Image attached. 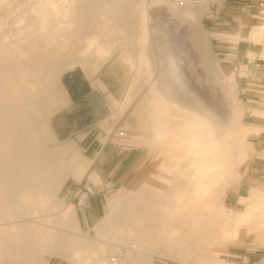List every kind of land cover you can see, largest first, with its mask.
Returning a JSON list of instances; mask_svg holds the SVG:
<instances>
[{"label":"bare ground","instance_id":"1","mask_svg":"<svg viewBox=\"0 0 264 264\" xmlns=\"http://www.w3.org/2000/svg\"><path fill=\"white\" fill-rule=\"evenodd\" d=\"M216 1L149 3L166 7V28L176 33L183 27L191 30L207 82L211 79L224 88L228 81L230 90L224 97L229 111L223 120L201 102L181 104L162 77L155 76L146 0H0V10L8 12L0 19V264H49L54 256L67 264H104L120 249L129 254L127 264H153L159 254L167 260L203 264V249L217 250L229 233V223H247L246 229H257L258 240L264 236L263 196L246 215L234 213L231 218L223 208L228 193L240 184V169L251 159L247 138L255 130L243 124L245 107L237 97L234 72H223L218 57L208 59L212 45L204 16ZM94 4L105 11L104 38L123 22L121 41L132 46L140 63L131 95L142 78L152 95L146 135L139 140L145 148L142 161L153 158L143 180L152 176L170 191H151L147 184L129 191L110 208L112 225L102 220L91 240L84 236L73 207L63 208L59 198L68 177L74 176L72 169L86 164L72 146L46 150L36 126L44 119L45 96L53 93L63 103L61 76L76 68L59 64L56 39L85 18ZM10 21L17 29L12 37L5 28ZM263 32L264 24L254 35ZM89 52L103 63L113 55L96 35L89 37L83 54ZM69 149L74 156L66 160Z\"/></svg>","mask_w":264,"mask_h":264},{"label":"crops","instance_id":"2","mask_svg":"<svg viewBox=\"0 0 264 264\" xmlns=\"http://www.w3.org/2000/svg\"><path fill=\"white\" fill-rule=\"evenodd\" d=\"M219 1L218 9L212 11L209 8L206 16L212 14L210 22L213 32H217L214 29H222L226 34L212 32L211 35L233 36L235 42L238 43L232 49V45L228 46L231 44L230 41L213 38L217 41L214 48L217 56L221 57L220 66L225 72H234L237 90L242 100L238 98L245 107L246 118L250 120L247 126L255 130L248 137L250 143L253 144L251 159L243 166L244 171L240 184L230 191L224 201L223 208L228 210L230 216L233 217L231 214L234 213L246 215L259 198L264 196V51L261 45L252 43V40L259 41L264 36V34L261 35L262 37L254 35V33L256 35L260 33L263 25L260 30L253 32L252 37L243 36L242 31L237 33L239 30L236 32L234 29L241 30L242 20L249 22L250 29L262 23L264 21V0ZM229 31H234V33L231 34ZM208 34L207 30V36ZM111 58L101 65L94 76H87V72L81 66L65 72L60 80L64 102L59 103L47 118L50 142L56 145L61 144L60 147L64 148L72 146L82 163L86 164L85 168L76 165L72 169L74 176H69L61 189L64 193V202L70 204L68 207H73L75 211L77 187L88 174L93 177L94 186L104 190L92 199L88 210H76L77 213L75 211L80 228L84 232L90 231L104 219L107 221L110 208L109 198L122 189H132L140 184L149 167L148 158L142 161L145 150L139 144L141 137H135L134 144L131 143L132 136L129 134L126 138L112 137L108 140L104 136L101 139L102 133L99 126L112 120L115 115L124 117L139 95L138 89L131 95L130 90L134 79L131 86L130 84L128 86L121 65L116 59ZM124 62L126 63L125 60ZM242 65L248 67V71L246 70L248 75L242 72L241 76H237L231 67L239 72ZM142 110L143 101L141 100L128 116L126 123L128 127L140 124ZM70 152L69 149L68 154L71 155ZM78 177H80L79 182ZM150 177L152 176L147 177L144 183ZM228 206L234 208L243 206V210L237 211ZM246 227H248L247 223L240 227L243 231L241 239L230 238V241L226 239L225 243L220 245V264H264V241L257 239V229L248 230ZM173 262L177 261L169 263L155 259L153 264H172ZM180 263L196 264L199 262L193 260L189 263ZM49 264L60 263L50 260Z\"/></svg>","mask_w":264,"mask_h":264},{"label":"rangeland","instance_id":"3","mask_svg":"<svg viewBox=\"0 0 264 264\" xmlns=\"http://www.w3.org/2000/svg\"><path fill=\"white\" fill-rule=\"evenodd\" d=\"M195 1L200 2V0H195ZM149 2L150 0H146V4L148 6L147 10L149 11L150 9L149 13L148 11H146V16H147V19L149 20V23L147 24V30L149 31L148 32L149 33V46L151 47V50H152V58H153L155 76L158 77L159 75L162 77L168 89L170 90L171 96L175 98L181 104L193 106L195 103L201 102L200 104H202L206 109L208 108L209 109V110L207 109L208 111H210L212 114L215 113L214 115L216 117H219L220 119L223 120L226 116V113L229 111L228 110L229 108L227 106L228 103L226 102L225 97H224L225 95L224 93L229 92L230 90L228 89L229 86H228L226 75H224L223 76L224 78H222L224 82L227 81V84H224L223 86L224 88H221V86L214 84L213 80L211 79L209 80V82H207V76L205 74V71L203 70V67L200 65V52L194 46V43L191 37L192 35L191 30L186 32L187 28L183 27V29L179 31V33H176L174 31H171L169 28H166V25H163V22L169 18V16L167 15L168 12H167L166 7L164 6L151 7ZM219 3H220L219 0L217 2H211L208 8H210V10L212 11H215L218 9ZM104 12H105L104 10L100 9V7L96 6L95 4L90 5V10L85 16V18H83L82 20L78 22H74L75 24L71 27V29L66 27L64 30L60 32L59 36L56 39L61 49V54L59 56V64L61 66H64L67 64H74L76 67L83 66V69L87 72L88 75L94 76L98 72L103 62L99 60L98 57L93 52H89L86 55H84L83 52L89 46V37L96 35L99 37V40L105 46L109 47L112 50L113 57L111 59H116L119 65H121L120 67L121 69H123V73L126 75L128 86L129 84L131 86V84L133 83V79L135 81L139 74L140 63L138 59L135 57V51H133L132 46H125L124 44H126L127 42L122 43L121 41L122 39L121 29L124 28L123 22H118L113 27V30L110 33V35L104 38L103 36L105 32L104 31L105 23L103 19ZM208 12L209 10L207 11V13ZM0 13H1V16H0V19H1L8 12L2 9L0 10ZM205 16H204L205 18L204 25L209 31L207 38L209 37L208 40L209 42L211 41L210 44H212L211 46L212 51H210V58L208 59L209 61H212L213 57L215 56L218 57L216 54L217 51L214 48V45L217 44V41H214V39H223L222 41H230L231 44H228V46L232 45V49L236 47V46L234 47V45H237L238 42L237 43L235 42L236 40L234 39L233 36H227V35L220 36L221 34L211 35L213 32V29H211L212 25L210 22V20H212V14L206 17ZM244 21L245 20L241 21V26H240L241 30L238 28H234L236 32L239 30L237 33L242 31L243 36L248 35L252 37L253 32L260 30L261 26L264 24V21H263L259 25L250 29L249 22L246 21L247 22L246 23ZM214 27H217V26H214ZM5 28L6 30L10 31L9 34L11 35V37L14 35L15 30H17L15 26L13 25L12 21H10L9 26L7 25ZM214 30L217 32H213V33H218V32L224 33L222 29H214ZM232 33H234V31H232L231 34ZM224 34H226V32ZM252 43L255 45H261L262 48L261 47L260 48L263 49L264 51V36L259 41L252 40ZM233 52L234 51H232V53ZM123 58L126 61V63L124 62ZM220 58L221 57H218L219 60ZM189 66H192L193 71H190V72L188 71ZM231 68L236 72L237 76H241L242 72L245 73V75H248V72H246V70L248 71V67L246 65L245 66L242 65L241 69H239V72L238 70L236 71L235 68L233 67ZM214 69H216V66H214ZM221 69L223 70V72H225V70L222 67ZM134 74H135V77H134ZM137 89L139 91V95L137 99L135 100V102L133 103V106L129 108L128 113L124 117L115 115L112 120L104 123L102 126H99V130L102 133L101 139L104 136L106 137L109 130H111L112 128H117V126L120 123L122 124L124 123V128L130 131L129 135L132 136L131 143L133 144L134 142H136V141H133L135 137H144L146 135L145 123L147 121L148 110L150 107L152 95L149 91V85L145 84L143 78L140 79L137 85ZM236 90H237V87H236ZM237 97L241 99L238 93V90H237ZM141 100L143 101V110H142V114L140 115V124L139 125L136 124L135 126L128 127L126 125L128 121V116L131 115L134 107L137 106V104ZM58 102L60 103V101L57 99L55 95H53V93L45 96L44 119L40 121L36 126L37 132L38 131L40 132V133L38 132V134H40L39 137H41V139L43 138L42 140L43 142L45 141L44 146L46 150L54 149V150L62 151V149H65L64 147H60L61 144L56 145L52 141L50 142L48 140L50 130L47 126L46 120L49 117V115L52 112H54V110L57 108L59 104ZM246 117H247V114H244L243 124L247 126L249 125L247 123L250 120ZM247 140L249 143L251 142L248 138ZM140 147H144V146H142L141 144ZM143 149L145 150V148ZM66 156L65 157L67 159H71L74 155L66 154ZM147 158H148L149 167L147 171L144 173L145 174L144 176L149 174V171L152 169L153 158L151 159L150 156ZM243 168L244 167L240 169V176H239L240 179L244 171ZM69 179L73 180V178H69ZM143 183H144V180L132 189H127V190L122 189L114 193L108 200V203H110V208L113 206L115 202L124 199L127 196L129 191L138 189L140 187L143 188L145 184L148 185V188L151 191H155V192L170 191V188L165 187L158 179L153 178V177L148 178L146 180V183H144V185H142ZM162 187L163 188L165 187V188L163 189ZM59 198L62 201L63 208H67L70 205L64 202L65 201L64 193L62 191L59 194ZM110 208H109V213H110ZM230 208L235 209L237 211L243 210V206H240L238 208H234V207H230ZM74 210L76 211L75 208ZM99 223H97L96 225H98ZM107 223L109 227L112 225V218L110 215H108ZM227 228L229 229V233L226 236L227 238L225 237L224 241L222 240L219 241L221 245L225 243L226 239L228 241H230V238H233V239L236 238V240L237 238L238 240L241 239V232H240L241 228L240 227H238L237 225L235 226L232 223H229L227 224ZM94 229H95V226L90 231H85L84 236H86L87 238L91 240L96 239ZM236 233L238 236L236 235ZM259 241H264V236H262L261 239H259ZM121 248H124V247H121ZM223 248H226V247H223ZM220 251L221 250L219 248L217 250L204 248L203 255H201L202 260L205 261L203 262V264H214L213 261L215 262V264H220L221 262L220 261ZM136 256H138V254H135V257ZM61 258L62 257L60 256L59 257L54 256L52 257L51 260H55L59 262L60 264H67V262L65 260H62L63 258L62 259ZM155 259L160 260L162 262H169V263L172 262V261L167 260V258L163 257L161 254H159ZM178 263L181 264L179 261L173 262L172 264H178ZM196 264H199V263H196Z\"/></svg>","mask_w":264,"mask_h":264},{"label":"built area","instance_id":"4","mask_svg":"<svg viewBox=\"0 0 264 264\" xmlns=\"http://www.w3.org/2000/svg\"><path fill=\"white\" fill-rule=\"evenodd\" d=\"M180 5H184V0H177ZM124 123H120L117 128H113L108 132L106 137L108 140L112 137L126 138L129 131L123 128ZM107 140V141H108ZM104 190L101 187H96L93 184L91 175L88 174L78 185L76 193V210H88L91 206V201L98 194ZM129 261V254L125 249H120L118 252L112 254L107 258L104 264H127Z\"/></svg>","mask_w":264,"mask_h":264}]
</instances>
